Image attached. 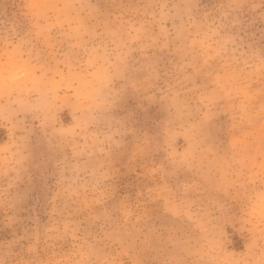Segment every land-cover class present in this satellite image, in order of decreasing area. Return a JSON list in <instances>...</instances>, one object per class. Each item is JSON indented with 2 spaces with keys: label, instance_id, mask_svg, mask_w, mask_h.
<instances>
[{
  "label": "rangeland",
  "instance_id": "obj_1",
  "mask_svg": "<svg viewBox=\"0 0 264 264\" xmlns=\"http://www.w3.org/2000/svg\"><path fill=\"white\" fill-rule=\"evenodd\" d=\"M0 264H264V0H0Z\"/></svg>",
  "mask_w": 264,
  "mask_h": 264
}]
</instances>
